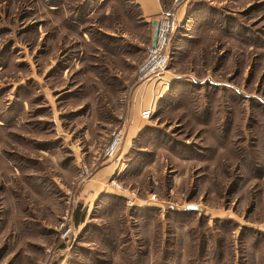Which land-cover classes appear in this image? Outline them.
Segmentation results:
<instances>
[{"label":"rangeland","instance_id":"obj_1","mask_svg":"<svg viewBox=\"0 0 264 264\" xmlns=\"http://www.w3.org/2000/svg\"><path fill=\"white\" fill-rule=\"evenodd\" d=\"M134 9L0 0V264H264V0L181 4L165 85ZM135 90L161 96L126 140ZM104 167L137 206L83 195Z\"/></svg>","mask_w":264,"mask_h":264},{"label":"built area","instance_id":"obj_2","mask_svg":"<svg viewBox=\"0 0 264 264\" xmlns=\"http://www.w3.org/2000/svg\"><path fill=\"white\" fill-rule=\"evenodd\" d=\"M188 1L189 0H174V7H172V9L166 11L164 10L163 12H161L157 20V35L155 45L148 48L146 57L136 69L137 78L140 81L146 83L152 80L156 81L157 84H164L165 69L170 60L171 37L178 27L176 9L181 4L187 3ZM160 96L161 94H157L155 96L153 105H155L156 99ZM153 105L141 112V116L143 118H149L154 110ZM121 141L122 135L120 131H113L111 133L110 141L102 153V157L104 159L114 157L121 145ZM108 186L112 188V190L115 191L118 196H121L123 198L124 204L127 208L131 209L137 206L138 195L135 190L125 189L115 179H110ZM145 202L149 205H152L153 202H156L155 195H148ZM50 252V249L46 250V254L49 255ZM42 264H47V261L43 262Z\"/></svg>","mask_w":264,"mask_h":264},{"label":"crops","instance_id":"obj_3","mask_svg":"<svg viewBox=\"0 0 264 264\" xmlns=\"http://www.w3.org/2000/svg\"><path fill=\"white\" fill-rule=\"evenodd\" d=\"M129 1L131 6L135 8L134 10L136 12V18H135L136 22L143 24V28L145 29V31L150 30L151 33H153L152 23L154 21L157 22L161 12H163L165 7H167V3H165L164 0H129ZM176 15L178 14L176 13ZM146 99H148L149 106L148 105L146 106L145 103ZM129 103H130L129 105L130 114L126 118V122H125L126 140L133 139L135 135H137L144 127L145 123L147 122L146 121L147 119L141 116V112L144 109H147L148 107L153 105L154 95L152 96V94L150 95L147 92L139 93L138 95V93L135 90L131 95V101ZM109 167H104L95 175V177L91 181V185L93 187H91V185L90 187L89 185L86 186L83 191V195H86L87 198L91 195L92 196L91 198L94 199V201H96L98 197L101 195L104 196L116 195L115 191L112 192L111 190L108 191L109 189H103V187H101L99 184V182H101L105 177H107L106 175H109L110 173ZM104 201H107V199H105ZM87 202L89 201H83V206L86 205Z\"/></svg>","mask_w":264,"mask_h":264},{"label":"water","instance_id":"obj_4","mask_svg":"<svg viewBox=\"0 0 264 264\" xmlns=\"http://www.w3.org/2000/svg\"><path fill=\"white\" fill-rule=\"evenodd\" d=\"M152 28H153V33H152V38H151V47L155 45V40H156V35H157V22L152 23ZM185 211L192 212L197 210V206L195 205H186Z\"/></svg>","mask_w":264,"mask_h":264},{"label":"trees","instance_id":"obj_5","mask_svg":"<svg viewBox=\"0 0 264 264\" xmlns=\"http://www.w3.org/2000/svg\"><path fill=\"white\" fill-rule=\"evenodd\" d=\"M151 38H152V34H151ZM150 45H151V40H150ZM120 201H123V198L121 196H119Z\"/></svg>","mask_w":264,"mask_h":264}]
</instances>
